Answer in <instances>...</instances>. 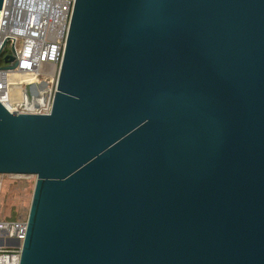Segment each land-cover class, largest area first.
Segmentation results:
<instances>
[{"label": "water", "instance_id": "1", "mask_svg": "<svg viewBox=\"0 0 264 264\" xmlns=\"http://www.w3.org/2000/svg\"><path fill=\"white\" fill-rule=\"evenodd\" d=\"M0 174L36 176L20 264H264V0H76Z\"/></svg>", "mask_w": 264, "mask_h": 264}, {"label": "built area", "instance_id": "2", "mask_svg": "<svg viewBox=\"0 0 264 264\" xmlns=\"http://www.w3.org/2000/svg\"><path fill=\"white\" fill-rule=\"evenodd\" d=\"M75 1L4 0L0 17V58L4 61L0 66L15 61L17 66L0 68V102L11 112H51ZM12 55L14 60L7 61ZM27 83L34 85L31 100L25 91ZM17 88L20 94L13 95ZM3 179L0 174V207ZM27 226V218L8 219L0 212V264H20Z\"/></svg>", "mask_w": 264, "mask_h": 264}, {"label": "rangeland", "instance_id": "3", "mask_svg": "<svg viewBox=\"0 0 264 264\" xmlns=\"http://www.w3.org/2000/svg\"><path fill=\"white\" fill-rule=\"evenodd\" d=\"M21 42L18 43V47ZM4 61L0 58V64ZM47 88L51 82H47ZM36 178L27 175L26 177H18L15 174H5L1 184V217L8 219H25L28 217L33 192L35 188Z\"/></svg>", "mask_w": 264, "mask_h": 264}, {"label": "bare ground", "instance_id": "4", "mask_svg": "<svg viewBox=\"0 0 264 264\" xmlns=\"http://www.w3.org/2000/svg\"><path fill=\"white\" fill-rule=\"evenodd\" d=\"M13 82H15V81H13ZM12 94L13 95L14 94H16V95L20 94V88H17L15 91H12Z\"/></svg>", "mask_w": 264, "mask_h": 264}, {"label": "trees", "instance_id": "5", "mask_svg": "<svg viewBox=\"0 0 264 264\" xmlns=\"http://www.w3.org/2000/svg\"><path fill=\"white\" fill-rule=\"evenodd\" d=\"M14 219H16V218H14Z\"/></svg>", "mask_w": 264, "mask_h": 264}]
</instances>
